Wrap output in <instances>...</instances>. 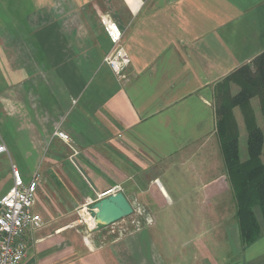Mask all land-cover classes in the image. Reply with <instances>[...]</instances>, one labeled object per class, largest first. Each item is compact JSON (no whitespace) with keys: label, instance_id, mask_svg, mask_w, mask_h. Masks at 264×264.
<instances>
[{"label":"crops","instance_id":"0c3cea01","mask_svg":"<svg viewBox=\"0 0 264 264\" xmlns=\"http://www.w3.org/2000/svg\"><path fill=\"white\" fill-rule=\"evenodd\" d=\"M106 15L123 31V77L104 61L114 47ZM263 53L264 0H0V157L26 180L42 175L34 210L45 224L28 233L22 264H160L155 255L167 264L178 241L156 228L149 202L182 203L194 260L220 264L208 246L231 186L213 146L214 89ZM252 105L263 125L259 97ZM112 187L144 203L145 223L120 237L105 226L88 234L77 208ZM236 229L235 264H264V234L245 246Z\"/></svg>","mask_w":264,"mask_h":264},{"label":"trees","instance_id":"16d2710c","mask_svg":"<svg viewBox=\"0 0 264 264\" xmlns=\"http://www.w3.org/2000/svg\"><path fill=\"white\" fill-rule=\"evenodd\" d=\"M216 88V132L235 199L242 243L249 246L264 234V128L252 105L253 98L259 97L264 117V53L253 64H244L219 81ZM236 107L241 109L247 131L245 158L241 157Z\"/></svg>","mask_w":264,"mask_h":264},{"label":"built area","instance_id":"2783aa9c","mask_svg":"<svg viewBox=\"0 0 264 264\" xmlns=\"http://www.w3.org/2000/svg\"><path fill=\"white\" fill-rule=\"evenodd\" d=\"M103 23L114 45L113 50L105 56L104 61L118 77H123L126 67L130 63V58L122 45L123 31L109 15L103 17ZM56 133L58 137L66 141L70 140V136L66 132L59 130ZM6 152H8L6 144L1 143L0 154ZM12 179V186L0 197V264H22L27 256L26 238L28 233L42 228L45 224L42 216L34 210L42 179L41 173L37 170L29 180H26L23 173L13 164ZM118 191H120L119 187H112L109 191L100 193L97 199H90L77 208V222L87 227L88 234L98 230L100 226H105L115 233L116 229L119 233H126L129 230L128 222L122 223L121 227L116 226V223L121 224L124 218L110 225H100L93 215V204L97 200ZM135 210L134 208V212ZM137 210L141 212L140 214L144 213L139 208ZM148 222L153 223V219L148 218Z\"/></svg>","mask_w":264,"mask_h":264},{"label":"rangeland","instance_id":"374dc122","mask_svg":"<svg viewBox=\"0 0 264 264\" xmlns=\"http://www.w3.org/2000/svg\"><path fill=\"white\" fill-rule=\"evenodd\" d=\"M217 85V84H216ZM215 89L217 90L218 88ZM238 90V87L235 88ZM257 97V96H256ZM240 107L234 108V112H237V120L240 118L238 117V112H239ZM264 120V117H263ZM239 124V129L241 131L240 134V151H241V157L245 158L248 155V150H247V131L244 125L238 121ZM262 125V124H260ZM263 128H264V121H263ZM218 136V135H217ZM214 149L218 150L216 151V159L218 160L219 165H221L222 161L224 163V158H223V153L222 149L220 146V141L219 139L214 140ZM207 147H212V142L210 141ZM211 149V148H209ZM9 158L6 157V154H3L0 157V165L2 166L1 170L3 171L2 173L0 172V191L6 184V179H8V175L10 176L11 169L12 167L10 166ZM13 165V164H12ZM226 172L225 170H223ZM8 174V175H7ZM6 176V177H5ZM219 186V185H217ZM229 191L224 188L221 190V194L219 195L221 198L217 199L220 200L221 202H218L215 204V216L213 218V221L215 223V234H214V243L209 245V250L211 251L212 258L214 260L218 261L220 264H235L236 259H240L242 257V254H238L239 246H241L238 243V239L236 237L235 229L239 231V227L237 224V219L235 217V212H236V204H235V199L233 197V192L231 189V192L228 193ZM230 198V199H229ZM147 201L149 202L148 197L146 196ZM150 204L153 205V208L150 211H152L153 215L158 221V226L157 222L152 227H156L157 229L161 230V233L163 234L165 239L170 240L171 238L177 239L178 244L177 250H176V255H174V250H164V253L167 257V264H202L201 260H197V262L194 260V249H196V246H190L191 240L196 239V234L195 231H193V223H191L190 218H181L180 213H181V206L183 205L182 203H174L166 206H160L157 205L158 202H155L154 204L149 202ZM133 207L136 209L134 213H132L129 218L125 217V221H121L120 223H116L117 227L122 226V222L126 223L129 220V232H137L141 228V225H143L144 222V216L143 214L140 215V211L137 210L138 208L143 210L144 212L148 209H144V203L141 201H138L134 198L133 202ZM146 211V212H147ZM187 216L190 217V210H188ZM155 213V214H154ZM218 215V216H217ZM158 216V217H157ZM216 217V219H215ZM123 220V219H121ZM128 220V221H127ZM149 223V222H148ZM152 223V222H151ZM235 223V224H234ZM127 231V232H128ZM128 232V233H129ZM114 234V233H113ZM119 232L116 229V233L114 235L119 236ZM200 235H197V240L200 238ZM143 239V237H142ZM186 244V245H185ZM182 245V246H180ZM213 245V246H212ZM165 248L169 249L172 248L173 246H164ZM162 251V250H161ZM156 254V252H155ZM210 255V257H211ZM156 256V259L160 264H165L163 263V260H158V256ZM175 256V257H174Z\"/></svg>","mask_w":264,"mask_h":264},{"label":"water","instance_id":"95a60500","mask_svg":"<svg viewBox=\"0 0 264 264\" xmlns=\"http://www.w3.org/2000/svg\"><path fill=\"white\" fill-rule=\"evenodd\" d=\"M93 207V215L100 225H110L134 213L132 203L122 191L100 198Z\"/></svg>","mask_w":264,"mask_h":264}]
</instances>
